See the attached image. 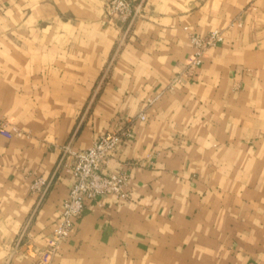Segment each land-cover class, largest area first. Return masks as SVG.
<instances>
[{
  "label": "crops",
  "instance_id": "0c3cea01",
  "mask_svg": "<svg viewBox=\"0 0 264 264\" xmlns=\"http://www.w3.org/2000/svg\"><path fill=\"white\" fill-rule=\"evenodd\" d=\"M106 1L0 0V264H264V0H129L128 20ZM216 28L167 89L191 34ZM125 123L106 168L128 172L130 196L86 200L46 254L71 185L63 146Z\"/></svg>",
  "mask_w": 264,
  "mask_h": 264
},
{
  "label": "built area",
  "instance_id": "2783aa9c",
  "mask_svg": "<svg viewBox=\"0 0 264 264\" xmlns=\"http://www.w3.org/2000/svg\"><path fill=\"white\" fill-rule=\"evenodd\" d=\"M104 9L108 18L119 17L128 20L139 13L140 4H134L129 0H107ZM190 40L193 47L191 58L185 68L171 78L167 89H174L182 82L184 75L192 76L205 50L221 42L223 35L221 30L216 28L205 35L191 34ZM137 116L145 119L143 112L138 113ZM7 122V119L0 116V132L6 130ZM16 132L20 134L19 130ZM131 134V123H125L117 131L99 135L87 148L73 149L68 145L63 146V151L71 158L70 163H63L71 185L55 220L51 242L45 249L46 254H52L61 242L67 240L74 228V217L83 212L86 200H98L108 194L119 199H127L130 196L128 172L126 170L110 171L106 166ZM48 185L47 180L37 177L30 188L39 196H43Z\"/></svg>",
  "mask_w": 264,
  "mask_h": 264
}]
</instances>
